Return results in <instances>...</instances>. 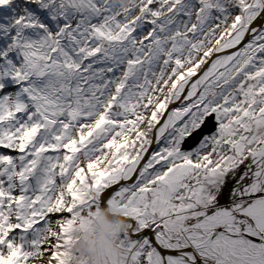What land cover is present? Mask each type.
<instances>
[{
    "label": "snow or ice",
    "instance_id": "obj_1",
    "mask_svg": "<svg viewBox=\"0 0 264 264\" xmlns=\"http://www.w3.org/2000/svg\"><path fill=\"white\" fill-rule=\"evenodd\" d=\"M264 264V0H0V264Z\"/></svg>",
    "mask_w": 264,
    "mask_h": 264
},
{
    "label": "clouds",
    "instance_id": "obj_2",
    "mask_svg": "<svg viewBox=\"0 0 264 264\" xmlns=\"http://www.w3.org/2000/svg\"><path fill=\"white\" fill-rule=\"evenodd\" d=\"M126 223L115 208L105 207L95 223L79 234L75 247L84 255L94 257L98 264H112L113 256L119 253L118 240Z\"/></svg>",
    "mask_w": 264,
    "mask_h": 264
}]
</instances>
